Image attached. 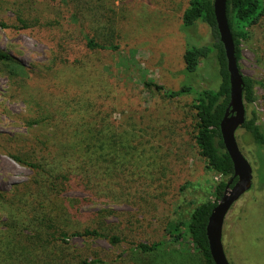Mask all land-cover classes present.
Wrapping results in <instances>:
<instances>
[{
  "label": "rangeland",
  "instance_id": "374dc122",
  "mask_svg": "<svg viewBox=\"0 0 264 264\" xmlns=\"http://www.w3.org/2000/svg\"><path fill=\"white\" fill-rule=\"evenodd\" d=\"M189 3L0 0V48L41 73L39 80L30 81L5 74L0 65V192L8 199L0 198V264H84L96 259L103 261L95 264H204L188 223L197 205L215 200L221 176L208 166L196 141L199 118L193 101L199 89H216L220 78L214 52L196 72L185 68L186 48L212 41L205 21L183 24ZM24 18L49 23L62 33L74 30L83 40L117 44L118 49H88L76 41L68 61L46 40L28 33ZM248 29L238 61L243 75L255 80L254 100L244 98L246 116L255 112L264 129V12ZM153 83L192 89L169 97ZM63 115L67 123L56 121ZM33 135L39 141L18 154ZM64 135L73 141L72 155L64 156L67 164L86 165L88 173L96 168L102 179L87 186L74 173L65 190L53 197L47 171L52 162L45 146L49 138L53 142ZM236 138L253 167V183L226 216L224 248L231 264H264V145L244 127ZM12 154L42 163L45 171ZM42 155L45 161L38 158ZM32 175L38 183L18 190L16 185ZM18 202L20 213L14 207ZM28 207L44 211L45 226L41 218L20 222V209ZM60 223L68 232L98 226L120 241L70 236L65 250L55 248L52 235ZM139 242L158 243V248L143 254ZM40 248L51 253V262L34 261ZM81 251L82 257L64 258Z\"/></svg>",
  "mask_w": 264,
  "mask_h": 264
},
{
  "label": "trees",
  "instance_id": "16d2710c",
  "mask_svg": "<svg viewBox=\"0 0 264 264\" xmlns=\"http://www.w3.org/2000/svg\"><path fill=\"white\" fill-rule=\"evenodd\" d=\"M263 12V0H227V16L235 42V55L237 61H239L242 56V40L247 39L250 36V30L248 27L256 23ZM198 20L205 21L211 27L212 41L211 43L187 47L184 52L186 64L185 68L187 72H196L200 67L201 60L208 58L209 55L214 52L218 63L220 83L216 89H199L196 96L194 97L193 106L196 109L197 116L199 118L196 141L202 155L207 159L208 166L221 176V180L216 184L214 189L215 200L204 201L197 205L191 212L188 230L192 240L202 253L204 264H216L210 251L209 240L207 236V223L213 207L224 194L227 184L230 182V180H232L230 185L236 181V177H234L233 160L225 148L220 130V122L223 119L230 103L231 81L225 48L223 42L220 39V33L217 26L213 0H190L189 5L183 12V24L185 26H192ZM22 21L24 22L23 27L27 29L28 33L36 35L40 39L46 40L51 49H53L56 53L61 54V56L66 58L68 61H70L72 57V45L76 41L83 42L88 49H118L117 44L103 43L95 40L93 37H88L84 40L80 39L78 36H76L74 30L69 31L68 33H62L55 31L52 27L48 26L51 25L49 23L45 24L42 21L29 23V20L25 18L22 19ZM66 59L63 61L68 62ZM0 65L5 74L8 73L10 75L19 77L24 76L30 81H36L41 78V73L39 71L26 67L10 53L1 48ZM243 79L245 82L244 98L248 102H251L255 98V80L247 75H243ZM153 84L157 89H161L165 95L169 97H176L184 93H189L192 89L190 85H183L181 88L174 90L167 89L162 84ZM257 118V115L255 112H253L252 116H246V120L241 127H244L249 133H251L256 143L261 147L264 145V129L262 125L257 123ZM67 119H69L68 116L63 115L61 117H57L56 121L61 123L65 122ZM43 120H45V118ZM43 120H35L32 123H39ZM38 137L39 135H33L26 143V148H18L17 150L19 153H17L26 154L27 148L33 146L37 141H39ZM53 138L57 137L54 136ZM72 142L73 141L71 140L70 143V137L68 135H64L62 140L57 139L56 141L53 140V142H51V139L49 138V144L45 146V150L48 151V162H52V167L47 169L48 174L52 177L49 187H47L49 189L48 191L53 197L59 196L60 193L65 190V187H67L69 184L70 177L74 176V173H76L80 180L87 186H91L92 184L95 185L100 179H102L98 169L96 168H92V171L88 173V171H85L86 165L83 167L80 166L79 168L78 166L76 167L74 165L67 164L64 156H67L68 154L72 155L70 150L73 149V147L70 145ZM41 143H43L42 140ZM32 150L33 149L28 150V153L31 154ZM49 154L51 155V158L49 157ZM12 156L18 161L26 163L34 170L38 168L45 171L42 163L37 166L35 162H27L17 154H12ZM45 157V155H42L38 158L45 161ZM75 162L76 161H74V163ZM77 169H79V174L76 171ZM36 183H38V180L35 175H32L29 180L24 183H19L16 186L18 190H21ZM0 198L3 199V202H8V199L5 197L3 192H0ZM25 205V207H27L28 204ZM20 206H22L20 205V202L16 203L14 206L15 212L18 211L17 208ZM20 210L25 214L20 215L19 219L20 222H23V225L27 222L38 221V219L41 218L43 220L42 225L45 226V218L42 216L44 214L43 210L32 207L22 208ZM15 212L13 214L14 217ZM37 225L41 226V223H38ZM62 228L63 224L60 223L57 226L55 233L52 235V243L55 248H60L63 250H65L68 246V237L70 236L84 239L105 238L114 244L120 241V238L117 235L108 233L98 226H83L79 230H73L71 232L65 231V229L61 230ZM176 229H178V227ZM170 233L173 234V229L170 231ZM157 248L158 243L149 244L139 242L137 244L138 251L143 254H148V252H152ZM37 250H34L37 251L34 261H38L39 263H48L52 261L51 253H48L46 250H41V248ZM84 252L81 251L80 253H77L76 256L70 253L65 254L64 258L76 259L78 254L82 257ZM102 261L103 260L101 259L92 261L84 260L83 263L95 264L102 263ZM2 264H6V262L2 260Z\"/></svg>",
  "mask_w": 264,
  "mask_h": 264
},
{
  "label": "water",
  "instance_id": "95a60500",
  "mask_svg": "<svg viewBox=\"0 0 264 264\" xmlns=\"http://www.w3.org/2000/svg\"><path fill=\"white\" fill-rule=\"evenodd\" d=\"M220 39L223 42L231 81L229 106L220 122V130L226 150L234 164L236 181L227 184L224 194L213 207L207 223L210 251L216 264H231L224 248V224L232 205L252 187L253 167L244 155L236 138V132L246 120L244 79L235 55V42L227 16V0H213Z\"/></svg>",
  "mask_w": 264,
  "mask_h": 264
}]
</instances>
